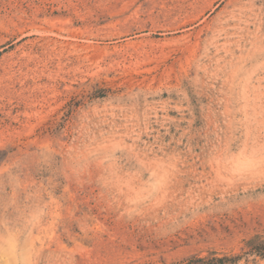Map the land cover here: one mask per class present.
<instances>
[{"label":"rangeland","instance_id":"374dc122","mask_svg":"<svg viewBox=\"0 0 264 264\" xmlns=\"http://www.w3.org/2000/svg\"><path fill=\"white\" fill-rule=\"evenodd\" d=\"M256 237L264 0H0V264H264Z\"/></svg>","mask_w":264,"mask_h":264},{"label":"trees","instance_id":"16d2710c","mask_svg":"<svg viewBox=\"0 0 264 264\" xmlns=\"http://www.w3.org/2000/svg\"><path fill=\"white\" fill-rule=\"evenodd\" d=\"M250 245H251V253L264 257V239H262L261 237H256L254 238L252 241H250ZM222 260H218V262L220 263Z\"/></svg>","mask_w":264,"mask_h":264}]
</instances>
